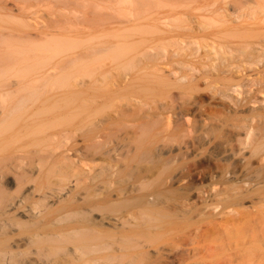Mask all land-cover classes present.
Segmentation results:
<instances>
[{
    "label": "bare ground",
    "instance_id": "6f19581e",
    "mask_svg": "<svg viewBox=\"0 0 264 264\" xmlns=\"http://www.w3.org/2000/svg\"><path fill=\"white\" fill-rule=\"evenodd\" d=\"M198 51L199 60L187 58ZM233 68L238 82L218 88ZM201 83L240 96V165L204 173L223 186L191 190L192 160L171 176L175 186L157 181L151 190L148 179L150 191L137 173L112 189L121 165L110 161L82 179L91 168L84 150L73 156L66 146L73 130L88 128L82 147L93 156H115L104 149L128 127L142 136L172 116L186 120L200 108ZM153 98L164 101L152 111L142 100ZM114 100L126 104L94 128ZM257 175L263 180L264 0H0V264H264V245L228 242L244 230L234 225L236 207L263 193L243 183Z\"/></svg>",
    "mask_w": 264,
    "mask_h": 264
},
{
    "label": "rangeland",
    "instance_id": "374dc122",
    "mask_svg": "<svg viewBox=\"0 0 264 264\" xmlns=\"http://www.w3.org/2000/svg\"><path fill=\"white\" fill-rule=\"evenodd\" d=\"M201 53H202L201 51H198L194 57H188L187 56V58L194 60V61L199 60L198 56H201ZM233 62H234V64H232V65H235V63H237V58L234 59ZM226 69L227 68H225V70ZM225 72H226L225 73L226 78L228 77L227 78L228 82H227L226 78L217 79L215 85L218 88H221V86L224 85L225 83H226L225 85L227 86L228 84L231 85V84L238 82V79H239L238 74L239 73L237 72L236 68H233L230 71L228 70ZM234 79H236V80L234 81ZM233 81H234V83H233ZM200 86L201 87L198 89L199 91H197V93H196V95L199 96V98H200V103L198 104V107H200V108L197 109L198 111L194 110V109L188 110L186 112L187 114L185 116L186 120H183V119L180 120L179 119L180 120L179 121V120H176L174 116H172L170 118V123L168 125L166 123H164L163 121H159L156 124V126L154 127V129L150 130L147 134L142 135V136H139L140 131H137V129L134 128V126L128 127V129H127L128 131L124 130L121 132L120 137H122V138L119 137L115 141L108 143V145L104 149V150L109 149L111 146H112L111 148L117 149L115 151H117L119 154L117 152H115L117 154L115 156L105 154L104 156L99 158L101 155L98 153H95V156H93L94 153H91L92 151L89 152L82 147V144L85 143L84 140L86 138L85 136H86V132H87L88 128L85 131L86 127L81 128L82 127V125H81L79 129L73 130L72 131L73 133L71 132V137L69 138L70 140L68 139L66 141V146L67 147L69 146V148L73 147V148H71V149H74L71 151L73 156H75V154H79V152L76 150H79V149L84 150V153L82 152L84 154L83 161L86 164L88 163L87 165L91 168V169H89L90 171L87 170V172L85 174L80 175L82 177L84 176L83 178L82 177L81 178L82 179L92 178L93 175L95 176L99 167H101L102 165H105V163L107 161H110L113 164H116V166L118 168H119V165H121V168H119L120 171L117 174H115V176L112 178V180L115 179L113 181L114 183H112V186H113L112 189L113 188L118 189L120 187L128 186L129 183L131 184L133 182V180L135 179V178H132V176L137 177V174H138V177H139V174H141L140 175L141 178L139 177V179L141 180L144 176L146 177V179L143 178V180L145 179V182L148 185V188L146 185L147 190H149L151 188L152 184H153V186H152L151 190H154V189L158 188V186L162 187L163 181H166L167 184L168 183L171 184V181L174 180L172 177H175V175L178 174V172L183 168L185 162L192 160L191 163H194L195 167H197L196 165H198V167L196 169H194L195 167L193 168L194 171H192L193 173H192L191 179L186 178L185 182H184V183H188V181H190L192 183L191 190L195 189L194 186H196V188H197L198 185H199L198 187H200L202 185L210 184L212 186H216V188H220L221 186H223L221 181L217 177H213L212 179H208L206 176L207 174H204V173H207L209 171V169L211 171H219V170H224L225 166L229 167V169H230V168H233L234 165H240L239 162H241L240 161L241 156H239V155L235 156V153L237 152L236 151L237 148L241 145H240V142L238 141V139L236 138L237 133L233 134L235 132V129H236V132L239 129L238 128L239 127L238 122H240V119H239L240 116L237 113L240 114V112H239L240 96H236L233 94L232 98L229 99V98H225L224 96H222L219 92H214V89L212 91L209 88H205V85H203V83H201ZM212 92H213V94H212ZM201 98H202V100H201ZM142 101L147 103V107L149 104H150L149 106L152 105V111H153L155 104L163 102L164 100H162V99L160 100V98H157V99L153 98V99H143ZM156 101H157V103H156ZM111 103L112 104L109 103L108 105L104 106L105 109L103 108L104 110L102 109L100 111V113L96 116L95 121H98V120H102V121L104 120L105 121V118L107 119L108 117L114 116L115 114H117V112H119L123 108L124 104H126V101L125 100H121V101L120 100H114ZM234 104H235L236 109L234 108ZM147 107H146V109H147ZM144 108H145V106H144ZM176 110H178V109H176ZM103 111H104V113H103ZM188 112H190V113H188ZM233 112H235V113L237 112L236 113L237 115L234 114ZM100 114H101V116H100ZM165 115H167V114L164 113L163 116H165ZM98 117H99V119H98ZM102 121L101 122L98 121L100 123L99 124L96 123V126H94L95 125L94 124L93 127L99 128L100 125L103 124ZM77 123L78 122L75 119L71 123V127L72 126L74 127L75 125H77ZM177 125H178V127H177ZM168 126H169V128H168ZM60 127L61 126H58V128H60ZM171 127H173V128H171ZM234 127H236V128H234ZM229 128H231V129H229ZM132 131H133V133H132ZM185 132H186V134H185ZM254 136L255 135L252 134V138H254ZM83 137H85V138H83ZM229 138H230V141H229ZM235 138H236V140H235ZM184 140H192V143H195V142L196 143L194 145H191L189 147V149L186 150L183 147ZM225 141L227 142V146H226L227 150L229 151L232 148L230 150L231 151L230 153L228 151H226V152L224 151L223 142H225ZM234 141H236V142H234ZM233 142H234V144H233ZM121 144L123 145V147ZM179 144H180V146H179ZM126 145L129 146L130 148L132 147L131 148L132 150L129 149L132 151V153H131L132 155L131 154L128 155L131 151H128ZM232 145H233V147H232ZM163 148H164V150H163ZM168 148L171 149L170 150L171 152L169 151L170 154L167 153L169 150ZM133 149H134V151H133ZM135 149H137V150H135ZM161 149H162V151H161ZM124 151H126V152H124ZM135 151L138 154L137 153L133 154ZM163 152H164V154H163ZM126 153H127V155H126ZM224 153L225 154L227 153V154L225 155ZM244 153H246V152H244ZM87 154L89 155V157ZM90 154L93 157H91ZM167 154H169L171 157L170 156L166 157ZM219 154H221V155H219ZM229 154H230V156H229ZM124 155H126V157L121 158V159L119 158V157L124 156ZM222 155H224V156H222ZM97 156H99V157H97ZM106 156H107V158H106ZM108 156H109V158H108ZM127 156H130L129 157L130 159H127L128 158ZM159 156H161V157L163 156L165 158L162 157V160H161L159 158ZM220 156H222V157H220ZM231 156H232V158L235 157L237 159H231L230 158ZM84 157L85 158L87 157V158L84 159ZM216 157H219V158H216ZM214 158H216V160ZM253 158L254 157H252L250 160H252ZM116 159H119V160H116ZM159 159L161 160V162ZM112 160H114V161H112ZM128 160H130V161H128ZM165 160L170 161L168 168H163L164 167L163 164H164ZM212 160H213V162H212ZM254 160L255 159H253V161ZM126 161L129 163H127ZM214 161H215V164H214ZM236 161H237V164H235ZM253 161H249V162L251 164H253ZM162 162H163V164H162ZM222 163L223 164L225 163L224 166L222 165L223 167H221ZM242 163L246 164L247 162L242 161ZM250 163L248 166L249 170H251L253 168V166H255L256 161H254L253 165H250ZM226 164H228V165H226ZM214 165H216V166H214ZM126 166H127V168H126ZM246 166H247V164H246ZM206 167L208 168V171H207ZM93 168H95L94 169L95 171L93 170ZM122 168L125 170L123 171ZM121 169H122V171H121ZM128 169H130L131 171L129 170V172H128ZM136 170H137V172H136ZM203 170H204V172H202ZM138 171H140V172L138 173ZM120 172H122V173L120 174ZM163 172H165V173H163ZM90 174H92V175H90ZM123 174H124V177H123ZM135 174H136V176H135ZM88 175L91 177H89ZM120 175H121V177H120ZM85 176H87V177H85ZM116 176H117V178H116ZM260 176H261L260 179H262V175H260ZM138 177L136 179H138ZM123 178L126 179L127 182ZM127 178L130 180H128ZM148 179L151 181L152 184L148 182ZM230 179L231 178H229V180ZM236 179L238 180V182ZM236 179L235 178L231 179L230 181H232V182H230L229 185L232 184V186H237V184L239 185L242 183V182L240 183V180H241L240 178H236ZM260 179H259V175H257V177L254 178V180L253 179H252V181L248 180L249 182L244 181L243 183L249 187L250 186L252 187L253 184L257 183L258 188H259L258 192H259L260 190L263 189L262 186L264 187V181H263L264 176H263V180H260ZM233 180H235L236 182L235 181L233 182ZM129 181H131V182H129ZM157 181H159L158 186L156 185ZM251 182H254V183H251ZM174 183L175 182L173 181V183L171 185L173 186ZM201 183H202V185H201ZM258 183L259 184L261 183V184L259 185ZM149 184H151V185H149ZM194 184H196V185H194ZM248 184H250V185H248ZM153 187H155V188H153ZM262 191H263V193H261L262 195L256 194V192H255L257 197H259L258 198L259 200L257 199L256 196L254 198V196H253L254 193H250L245 198V200L242 201L241 206L239 205L236 207L237 210H240V217H242V219L241 220L239 219L238 221H236L235 222L236 224H234V225L236 227H238L239 229H241V227H242L241 230H243V229L244 230L236 238H232L230 241H228L230 243V245H231V243H235V242H236L235 243L236 246L235 245H233V246L238 247V248L264 245V190H262ZM262 191H260V192H262ZM249 195L250 196L252 195V198H250L251 200H249V197H250ZM258 195H260V196H258ZM261 197H262V200L260 201ZM90 198H92V197H89V199ZM253 198L255 200L257 199L259 202L255 201ZM250 201L251 202L253 201L254 203L253 202L251 203ZM207 203H209V202L207 201ZM257 203H259V204H257ZM117 207H118V209H122V210L124 209L123 206H121L122 208H119L120 206H117ZM218 209L220 210L221 208H219V206H218L213 212L214 213L213 215L216 216L215 217L216 219L217 218L220 219L222 216L221 214L217 215V213L219 211ZM219 219H217V221H220ZM245 219H246V221H243ZM243 222H245V223L242 224ZM239 223H240V225H239ZM245 224H247V225H245ZM244 226H245V228H244ZM233 246L231 245L232 248H234Z\"/></svg>",
    "mask_w": 264,
    "mask_h": 264
}]
</instances>
